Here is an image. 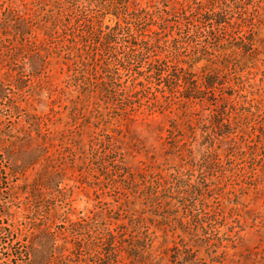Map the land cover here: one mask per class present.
Segmentation results:
<instances>
[{"label": "trees", "instance_id": "16d2710c", "mask_svg": "<svg viewBox=\"0 0 264 264\" xmlns=\"http://www.w3.org/2000/svg\"><path fill=\"white\" fill-rule=\"evenodd\" d=\"M263 30L264 0H0V264H151L148 222L178 232L171 264L236 256L226 189L264 195ZM44 93L67 113L39 110ZM156 111L170 158L132 171L121 126ZM75 169L126 204L78 210Z\"/></svg>", "mask_w": 264, "mask_h": 264}, {"label": "rangeland", "instance_id": "374dc122", "mask_svg": "<svg viewBox=\"0 0 264 264\" xmlns=\"http://www.w3.org/2000/svg\"><path fill=\"white\" fill-rule=\"evenodd\" d=\"M106 23L110 24L113 22L109 18L106 19ZM262 35L264 36V30ZM60 62L63 63L62 60ZM62 70L63 69L57 65V67H52L51 71V82L55 86L58 85L59 91L61 90L60 87L67 86L65 83L66 73L62 72ZM64 70H66V67H64ZM263 70L264 69H261L256 75L255 80L257 82L262 83L260 80H264ZM67 91L71 92L69 88ZM58 95L64 97L60 92H56L54 96ZM70 104L68 98H63L61 102L53 105L50 99H48V93H44L42 103L38 105V108L39 110L49 112L54 107L53 109L62 111V114H66V110H68L67 107ZM146 114L138 113L135 115L136 121L129 120L128 122H123L121 126L123 130H127L128 135L125 138L121 137L123 141L120 144V148L123 152L125 165L132 171H139L147 167H149L150 170H158V168L167 162L166 158H170L166 155V151L169 149V143L166 141L167 136H169V118L164 114H160L159 111H156L152 115ZM105 116L108 118L110 112ZM96 130V126L91 124L86 135H90L92 131ZM200 132L201 131L198 130V133ZM126 138L128 140H125ZM202 140V135L198 134L196 142L200 143ZM229 148L230 145L224 143L219 148V151H217L224 163L227 160L224 154H226V151H229ZM248 160L249 156L245 162L242 163L247 165L249 162ZM71 172L70 174H72L73 179L66 182L74 185L75 188L72 195L74 206L77 207L78 210H83V213H89V211L98 204V201L102 200L104 203L110 204V207H114L116 210L122 204H126L124 198H121L122 196L119 195V193L109 190V188L102 187L101 189L100 185L102 184H98L94 176H80V173L82 172L83 174V171L77 169L71 170ZM236 182L239 183L238 180H236ZM261 182L262 181L258 182V187H260L259 185ZM229 191L230 190L226 189L227 197L223 198V207L226 210L225 212H227L228 222L227 227H222V230L227 232L230 236H235L233 237L235 238V247H231L230 252L236 256H233L231 260H228L224 264H245L246 259L244 255H241L242 253H245L247 250L260 253L264 252V195L256 196L252 192L248 193V190L246 194H241L242 191L238 189L234 192H232V189L230 192ZM260 191L262 192V190ZM133 201L134 198L131 196L128 205H132ZM231 210H237L236 213L238 214H228ZM147 224L155 230L153 254L155 258L151 260L152 262L149 261V263L171 264L169 252L166 253V251L167 248L173 244L174 239L178 240V232H175L173 235V231H169L166 232L168 235H165L163 226L158 224V222H148ZM229 226L233 228L232 232L229 230Z\"/></svg>", "mask_w": 264, "mask_h": 264}]
</instances>
